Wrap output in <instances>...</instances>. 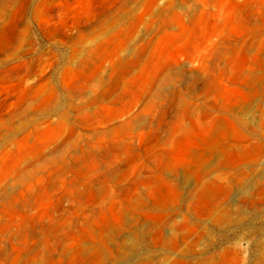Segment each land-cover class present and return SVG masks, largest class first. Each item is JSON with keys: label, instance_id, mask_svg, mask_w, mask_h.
<instances>
[{"label": "rangeland", "instance_id": "1", "mask_svg": "<svg viewBox=\"0 0 264 264\" xmlns=\"http://www.w3.org/2000/svg\"><path fill=\"white\" fill-rule=\"evenodd\" d=\"M0 264H264V0H0Z\"/></svg>", "mask_w": 264, "mask_h": 264}]
</instances>
